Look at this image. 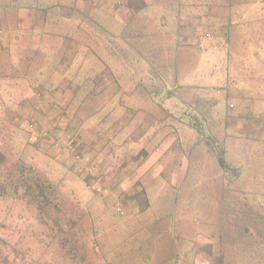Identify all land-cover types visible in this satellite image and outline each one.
<instances>
[{
    "label": "rangeland",
    "instance_id": "rangeland-1",
    "mask_svg": "<svg viewBox=\"0 0 264 264\" xmlns=\"http://www.w3.org/2000/svg\"><path fill=\"white\" fill-rule=\"evenodd\" d=\"M187 1L206 4L207 0ZM248 4L246 0H239L240 14L231 10L225 17L212 18L224 24L230 39L234 35L229 43L236 49L235 55L227 56L225 50L220 55L209 53L210 48L201 50L208 47L206 41L219 43L225 32L214 30L213 23L208 24L209 19L201 22L202 25L194 19L205 14L207 6H201L200 10L185 6L170 21L184 19L188 33L192 30L193 35L186 39L190 44L186 51L177 54L178 50L167 48L169 42L178 41L177 34L171 28L168 33L171 39L161 37L164 29L160 25L140 42L142 57L160 58L169 64L166 67L170 70L169 77L143 74L138 79V76L132 77L135 69L123 68L121 76L124 75L126 86L133 87L127 96H133L137 103L165 118V126L162 124L154 135H149L151 142L147 144L156 146L169 128L177 136L192 141L187 149L189 164L178 181H165L167 171L155 177L138 176L140 185L145 180L150 183L146 188L149 204L145 210L131 212L121 190L111 184L117 179L120 181L116 182L124 181L129 173H111L114 179H107L105 174L109 168H99L94 160L87 164L84 158L80 161L82 165L95 168L92 172L86 168L80 172L76 162L70 161L63 151L56 159L58 153L52 147L43 148L28 141L27 133L18 125L25 117H32L57 138L71 134L81 144V135L74 123L70 122L64 129L58 127V122L48 124L49 119L55 121L60 115L57 109L51 110L43 103L36 113L28 108V116L19 117L17 123L14 118L7 119L4 130L0 129V264H183V258L187 261L185 264H195L185 257L192 255L194 239L184 234L199 238L215 235L216 227L232 233L229 224L235 227V233L227 236L235 253L230 254L233 256L230 262L224 260L223 264H248V259L253 264H264V51L257 45L256 51L262 49L258 51L259 58L255 54V59H245L246 49L250 47L242 40L244 31L248 30L251 34L246 39H264V14L243 13ZM247 22L253 23L251 29L250 25L245 27ZM143 63L139 62L140 68ZM140 68L139 75L145 70ZM184 69L196 71V78L186 79L200 80L205 91L203 96H212V101H197V108L189 104L184 108L176 102V96L174 99L171 96L164 103L174 108L173 112L169 106L161 110L153 107L156 102L151 100L152 94L166 85L169 92H182L176 81L184 80ZM207 113L218 122V140L213 136L215 126L205 120ZM143 115L135 123L143 122ZM227 119L232 120L230 126H226ZM128 132L117 136L119 142H116L124 147L127 140V150L131 147L144 155L141 151L145 148L144 142L137 143L141 133L137 138L130 135L134 140L129 142ZM220 136L230 138L224 140L227 147ZM222 157L225 165L220 163ZM117 202L123 213L118 212ZM214 204L218 209L228 208V215L222 211V215L217 214V210L212 212L217 209ZM227 217L233 221L228 223Z\"/></svg>",
    "mask_w": 264,
    "mask_h": 264
},
{
    "label": "crops",
    "instance_id": "crops-1",
    "mask_svg": "<svg viewBox=\"0 0 264 264\" xmlns=\"http://www.w3.org/2000/svg\"><path fill=\"white\" fill-rule=\"evenodd\" d=\"M246 2L249 3V8L243 13L264 14V0ZM205 3L187 0H0V129H3L8 118H14L17 123L26 115L28 108L31 113H36L44 103L51 110L57 109L60 115L55 121L49 119L48 124L52 126L53 122L54 125L58 122V127L64 129L70 122L74 123L81 135L79 146L84 162L88 164L94 160L99 168H109L105 174L107 179L112 178L111 173H129L130 177L124 176V181L116 182L120 181L117 179L111 184L121 190L120 194L126 205L131 208V212L145 210L149 204L146 188L150 183L145 180L140 185L138 176L142 178L152 174L155 177L167 171L165 181H178L189 164L187 149L192 141L182 138L181 135L177 136L169 128L168 133L156 146L147 144V141L151 142L149 135H154L162 124L165 126V118L157 111L137 103L133 96H127L133 92V87L126 86L124 75L121 76V73L127 66L135 69L136 74L133 73L132 77L138 76V79L143 77V74L163 79L169 77L170 70L166 68L169 64L161 62L160 58L147 60L145 56L142 57L139 53L142 47L140 42L145 37H150L151 29H158L160 25L164 29L161 37L167 36L171 39L168 33L172 29L177 34L178 41L169 42L167 48H172L174 52L178 50L177 54L186 51L190 46L186 39L193 35L192 30L188 33V24L184 19L178 17L175 23L170 21V18L181 13V7L191 6L200 10L201 6H207L208 9L203 11L205 14H199L194 19L200 21V24L209 19L208 24L213 23L214 30L221 29L223 33L224 24L213 21L212 18L225 17L231 10L240 14V7L237 5L239 0H207ZM252 24L247 22L245 27L250 25L251 29ZM250 34L251 30L244 31L245 37ZM245 37L242 39L244 45L250 48L246 49L247 55L244 58L255 59V54L259 58L258 51H264V39L251 40ZM220 38L221 41L217 44L206 41L208 47H201V50L210 48L209 53L216 55L225 50L227 56L235 55L236 49L229 43L234 39V35H231L230 39L229 34L225 32L224 37ZM197 44L201 45L200 42ZM257 45L262 49L256 51ZM155 50L159 52L158 49ZM134 55L136 57L131 60ZM142 60L144 63L140 68L139 62H143ZM138 68H145L141 75L137 74ZM182 73L184 80L176 81L182 92L170 91V94L169 85H166L152 94L151 100L156 102L153 107L161 110L163 106H169L164 102L171 96L172 99L176 96V102L184 105V108L188 104L197 108V101L208 99L210 102L212 96H203L205 91H202L200 80L190 82L186 79L196 78V71L186 72L184 69ZM248 74L252 75V72ZM37 86L44 90L41 97L37 95ZM47 88L51 91H47ZM195 89L200 92H193ZM213 100L216 102L215 98ZM169 108L171 112L174 111V108ZM165 112L168 113L167 110ZM140 115H143V122L135 123ZM205 116V120L215 126L213 136L218 140V122L211 119L210 113ZM230 121L232 120H226V126L232 124ZM19 122L18 126L22 129L23 121ZM65 131L67 129L62 132ZM122 132H128L127 136L135 138L141 133L137 143L144 142L142 144L145 148L141 150L144 155L135 152L131 147L127 150V140L124 147L116 142L117 136ZM131 136L128 138L129 142L134 140ZM228 136H220V140L224 142ZM182 141L188 142L182 144ZM46 143L40 145H43V148L47 145L52 147L50 143ZM224 144L227 147L226 142ZM53 150L58 153L56 159L63 151L70 161H74L73 154L65 148ZM116 170L120 172H115ZM156 187L160 189L161 186L157 184ZM143 192L145 196L142 195ZM144 202L146 203L141 208ZM214 206L217 209H212V212L217 210V214L220 212L222 215V211L228 215V208L218 209V206ZM227 221L229 223L233 219L227 217ZM229 228L232 233L216 227L215 235H201L200 238L184 234L195 242L191 249L192 255L189 257L187 254L185 257H188L191 263L195 261V264H223L224 260L230 262L233 257L230 254L235 252L227 236L235 233V227L229 224ZM247 261L248 264H253V261ZM185 262L187 261L183 258L182 263Z\"/></svg>",
    "mask_w": 264,
    "mask_h": 264
},
{
    "label": "built area",
    "instance_id": "built-area-1",
    "mask_svg": "<svg viewBox=\"0 0 264 264\" xmlns=\"http://www.w3.org/2000/svg\"><path fill=\"white\" fill-rule=\"evenodd\" d=\"M37 95L41 97L44 93L39 86ZM47 91H51L50 88H47ZM22 129L27 133L28 141L32 144H41L44 142L50 143L53 148L61 150L65 148L66 150L70 151L73 154L74 161L76 162L75 166L78 168L80 172L86 171L92 172L95 166H86L81 164V160L83 159V155L80 151V146L78 139L75 138L74 135L66 134L63 138H57V136L47 127L42 126L39 124L38 121L32 119L31 117H27L22 122ZM97 165V164H96ZM116 208L119 213H123V208L120 203H116Z\"/></svg>",
    "mask_w": 264,
    "mask_h": 264
},
{
    "label": "trees",
    "instance_id": "trees-1",
    "mask_svg": "<svg viewBox=\"0 0 264 264\" xmlns=\"http://www.w3.org/2000/svg\"><path fill=\"white\" fill-rule=\"evenodd\" d=\"M31 118H32V117H31ZM32 119L36 120L35 118H32ZM223 159H224L223 157H222V159L220 158V163H221V165H225Z\"/></svg>",
    "mask_w": 264,
    "mask_h": 264
}]
</instances>
